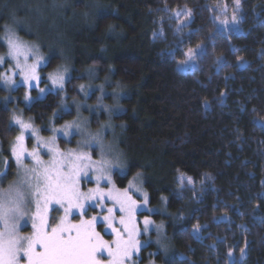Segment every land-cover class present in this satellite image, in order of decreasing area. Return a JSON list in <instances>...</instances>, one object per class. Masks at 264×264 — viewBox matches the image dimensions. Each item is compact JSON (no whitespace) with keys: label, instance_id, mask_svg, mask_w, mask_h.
I'll return each instance as SVG.
<instances>
[{"label":"trees","instance_id":"trees-1","mask_svg":"<svg viewBox=\"0 0 264 264\" xmlns=\"http://www.w3.org/2000/svg\"><path fill=\"white\" fill-rule=\"evenodd\" d=\"M225 1L0 0V57L8 29L46 57L38 88L0 84V184L12 188L24 173L11 153L17 119L46 140L53 128L86 122L127 165L112 170L115 187L139 177L140 191L130 193L140 205L141 248L126 264H264V0H240L237 22L223 26L215 16ZM57 73L63 90L46 80ZM30 133L28 151L37 147ZM80 139L56 134L62 152L80 150ZM92 153L101 159L95 146ZM95 187L94 179L81 184ZM34 210L33 202L28 216ZM57 212H49V224ZM85 213L97 216L96 231L114 249L116 234L100 219L107 208ZM98 258L107 264V251Z\"/></svg>","mask_w":264,"mask_h":264},{"label":"snow or ice","instance_id":"snow-or-ice-1","mask_svg":"<svg viewBox=\"0 0 264 264\" xmlns=\"http://www.w3.org/2000/svg\"><path fill=\"white\" fill-rule=\"evenodd\" d=\"M236 5L239 8L240 0H236ZM232 21L237 22L235 15ZM221 23L228 24L227 21ZM7 47V55L15 61V69L29 88L46 82L37 72L44 60L38 50L27 48L12 32L8 33ZM30 56L35 57L32 63H29ZM5 63L8 61L0 57V65ZM47 79L51 80L53 88L63 90V74H50ZM4 81L7 84L15 83L7 74ZM40 91L43 92L44 89ZM16 123L20 126V135L16 137L11 153L28 178L27 184L32 199L26 201L19 188H11L6 190L5 198L0 200V264H22V257L25 258L23 264H104L98 258L101 251H107V264H126L131 261L133 254L138 253L141 248L139 240L136 239L140 233L135 222V214L140 205L129 189L136 188V191H140V188L130 182L128 188L121 190L113 184L112 170L115 168L123 171L127 167L121 164L120 155L110 154V149L103 143L102 137L87 131L86 122L81 124L73 121L61 128H53V136L47 140L41 137L40 130L31 124L19 119ZM28 131L37 142V147L32 151L25 147V133ZM57 133L64 137H71L73 133L79 135L80 150L69 149L62 152L56 142ZM93 146L99 150L101 159H93ZM42 150L48 154L47 160L44 159ZM26 157L31 158L32 166L24 163ZM5 164L11 166L10 161H5ZM92 179L95 180L96 187L83 191L81 184ZM136 180L138 184L139 177ZM101 181L106 182L105 188L100 187ZM105 200L111 201L112 206L105 205ZM33 202L36 211L28 216ZM93 203L107 208V214L100 219L116 234L114 249L96 231L97 216L83 219L86 206ZM53 205L59 206L64 212L59 223L54 225L48 221V214ZM74 209L81 213L79 223L68 219ZM117 211L123 214L119 218V224L122 226L120 228L115 227L114 223ZM26 216L32 220L34 232L31 235L20 234L21 221H24ZM150 223L145 217V232L149 230Z\"/></svg>","mask_w":264,"mask_h":264},{"label":"rangeland","instance_id":"rangeland-1","mask_svg":"<svg viewBox=\"0 0 264 264\" xmlns=\"http://www.w3.org/2000/svg\"><path fill=\"white\" fill-rule=\"evenodd\" d=\"M227 1H228V0H226V1L224 2L223 6H222V8H221L220 10H217V14H216V16H215V20L219 21L220 23H221L222 21H227V22H228L227 25H223V24L221 23L223 26H228L229 24H232V23H233V21H232V17H233L234 15L236 16V14L238 13V12L236 11V6H237V5H236V1H234V5H233V4L231 5V3H230V2H227ZM18 29H19V31H23V32H25L28 36H32V32H31V30H30L29 28L25 27L24 25H22L21 27L18 26ZM35 30H36V31H39V29H38L37 26L35 27ZM9 32L15 33V36H16V37L19 39V41H20L23 45H25L27 48H31V49H34V50H37V49L39 48V47H34L32 44H30V43L27 42L26 40H23L22 38H19V37L17 36V34H16V32H15L14 29H8L7 32L5 33L4 37H3V41H4V43L6 44V47H7V36H8V33H9ZM48 45L51 46L52 43H51V44L49 43ZM39 49H40V48H39ZM39 49H38V54H39L40 56L44 57V60H46V57H45V56L39 51ZM48 50H49L50 52L52 51V49H49V48H48ZM8 51H9V49H8V47H7V54H8ZM7 54H6V56H3V58H4L6 61H8V62L10 63V65H9L8 67H6L5 64L0 65V68H1L2 71H3V72H2V77H1V82H0V84L3 85V86H6V87H9V85H12V84H7V83H5V81H4V76H5V74H7V75L11 76L12 79L14 80V78H15V72H16V74H17V78H16V80H15L14 86L12 87V90H13L14 92H15L18 88H25V90H26L27 92H29V91H31V90H34V89L38 88V87L40 86L41 83L39 84L38 87H32V88H29L28 85H26V84L24 83V81H23V77L20 76V75L18 74V70L15 69V67H14L15 61H12L11 58H10ZM34 59H35V57L30 56V57H29V63H32V62L34 61ZM186 60H187V62H189V61L191 60L189 55L186 57ZM45 62H46V61H44V63H41L40 67L37 69V72H38V70L41 68V66H43V65L45 64ZM5 67H6V68H5ZM178 69H179V71L182 72V73H186V72H187V66H184V65H182V64L179 65ZM14 70H15V71H14ZM38 74H39L41 77L43 76L40 72H38ZM48 77H49V75H48ZM46 80H47V81L49 80V82L51 83V80H50V79H46ZM49 82H47V84H45V85H46V86H49V84H50ZM33 84H35V82H33ZM88 89H91V87L88 86V87H86V88H82L81 90H83V91H81V92L84 94L85 91H87ZM45 91H47L46 88L44 89L43 92H45ZM27 95H28V94H26L25 97H26ZM25 97H24V98H25ZM30 134H31V133H30ZM31 139L33 140V142H36V138H35L34 136H32V135H31ZM28 158L31 160L30 157H26L25 160H27ZM22 175H23V176H22ZM24 177L27 178V177L25 176L24 173L21 174V175H19V179H15L16 182L13 183V187H12V188H19V189L24 193L25 198H29V197H31V195H30V189L28 188L27 180H24ZM27 179H28V178H27ZM187 181L190 182L189 180H187ZM133 184H135L136 186H138L137 181H135ZM10 186H11V183H9L8 185H6V187H4V186H2V185L0 184V200H2V199L5 198L6 190H10V189H11V188H9ZM129 190H130V192H136V188H131V189H129ZM13 194H14V193H13ZM31 198H32V197H31ZM104 203H105V205H107V204L109 205V204H110V206H112V202H111V201L105 200ZM32 205H33V203L31 204V206H32ZM94 205H95V203L90 204V205H87L85 211L88 209V207H94ZM30 208H31V207H30ZM54 208H57V211H58L57 213H58V215H57L56 219H57V223H59L60 218L64 215V212H63V209L59 208V206H57V205H53V206H52V210H53ZM52 210H51V211H52ZM35 211H36V208H35L34 212L32 213V215L35 213ZM77 215H81V213H80L79 211H77V210L74 209V210L72 211L71 215L68 217V219H69L71 222H73V218H74L75 216H77ZM30 216H31V215H30ZM76 223H77V222H76ZM96 223H97V221H96ZM0 228H2V225H0ZM32 229H33V227H32V220L29 219L28 216H26L25 220H24V221H21L20 234H21V235H22V234H23V235H26V233H27L28 231L32 230Z\"/></svg>","mask_w":264,"mask_h":264}]
</instances>
